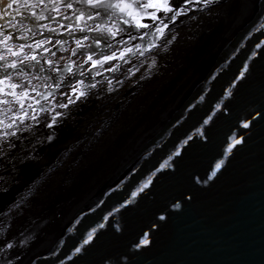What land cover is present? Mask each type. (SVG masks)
<instances>
[{
	"label": "water",
	"instance_id": "water-1",
	"mask_svg": "<svg viewBox=\"0 0 264 264\" xmlns=\"http://www.w3.org/2000/svg\"><path fill=\"white\" fill-rule=\"evenodd\" d=\"M248 2L169 114L67 210L24 264H264V118H255L264 114V0ZM20 22L31 29L23 33L33 51L45 37L74 40L70 21L41 22L55 34L23 16ZM242 65L247 79L237 78ZM65 72L51 75L67 79ZM49 82L42 103L57 89ZM245 120L253 121L247 129ZM165 161L170 170L160 167Z\"/></svg>",
	"mask_w": 264,
	"mask_h": 264
},
{
	"label": "snow or ice",
	"instance_id": "snow-or-ice-1",
	"mask_svg": "<svg viewBox=\"0 0 264 264\" xmlns=\"http://www.w3.org/2000/svg\"><path fill=\"white\" fill-rule=\"evenodd\" d=\"M37 7L40 8L39 14L34 10ZM13 13L29 20L37 31L43 28L49 34H55L56 29L48 27L41 23L42 21H70L71 26L68 27L67 35L75 40V48L69 49L73 62L57 67L53 60L39 56L41 50L47 51V46L43 41H34L35 51H33L32 44L28 43L21 34L23 31H31V29H25L21 24H18ZM26 13L28 14L25 15ZM194 13L202 15L194 16ZM233 13L236 15L233 16ZM245 15L244 0H35L31 4L28 3V0H0V19L8 21V24L0 25V47H2V53H0V103L7 108L10 101L19 103L20 100H26L29 96L26 90L29 87V76H35L39 80L41 77L36 74H43L47 71L52 84L61 90L63 96L62 100L57 101V107L61 111H55L49 115V110L41 105V111L44 112L42 117L45 121L44 126L49 130L46 142L48 145L54 144L59 139L58 130L64 127L69 120H74L73 109L80 108L89 99H103L101 89L105 94L112 95L115 91L128 85L140 87L146 80L154 79L155 76L160 75L161 69H167L168 63L161 64L159 57L162 53L169 57L176 55L173 41L177 39L178 34L173 32V28L178 23H183L184 17L197 21L206 17L211 22L208 29V36L211 37L217 29L222 28L225 17L235 20ZM62 27L65 26L62 25ZM260 30L264 31V28ZM14 39L19 47L9 46V43ZM45 39L49 40V37H45ZM20 40L24 42L19 43ZM61 40H63V44L60 43ZM89 40L90 42L85 43ZM49 42L51 41L49 40ZM56 43L63 47L68 44V40L58 36ZM6 54H8L7 57ZM198 54L196 49H189L181 53L184 57L193 59ZM149 60L150 64L147 63ZM115 61L120 62L118 69L113 67ZM105 65H107V71L113 73L110 81L114 80L115 84L109 86L110 81H108L101 88L97 84V78ZM54 71H66L70 75L67 79H61L51 75ZM247 71H249L248 66L242 65V70L237 74V78L247 79L245 75ZM18 74H25L23 81L17 78ZM125 80L128 81V84H125ZM117 85L119 87H116ZM19 109L24 112L25 117L28 116V112L24 111L23 103H19ZM63 109H67V111L65 112ZM32 117L33 120H40L36 117L35 111H33ZM255 118H264V114L257 113ZM15 119H17V123L20 122L18 117ZM207 122V120L204 121V123ZM252 123V120H245L241 127L247 129ZM110 127L111 125L105 122L93 133L90 141H85L84 138L77 139L72 146L64 151V158L67 159L85 142L99 143L104 138V132ZM200 138L207 139L206 135ZM242 139V137L237 139L236 143H241ZM222 164L223 161L216 164V169H220ZM166 165L167 161L160 167L170 170L166 168ZM212 174L215 175V172ZM207 179H211V177H207ZM152 183L153 181H148L139 191L143 193ZM131 195L135 196L137 193H131ZM187 198L191 199V197ZM176 207L179 208L180 205L177 204ZM160 219L166 218L162 216ZM150 243L148 241L143 246H148ZM8 247L11 248L12 245H8ZM136 247L139 250L142 247L141 243L138 242ZM76 251L79 253L80 249L77 248Z\"/></svg>",
	"mask_w": 264,
	"mask_h": 264
},
{
	"label": "bare ground",
	"instance_id": "bare-ground-1",
	"mask_svg": "<svg viewBox=\"0 0 264 264\" xmlns=\"http://www.w3.org/2000/svg\"><path fill=\"white\" fill-rule=\"evenodd\" d=\"M248 1L250 0L244 1L246 10L251 3ZM235 15L233 13V16ZM237 20L225 17L222 28L217 29L209 37L208 29L211 22L206 17L199 21L184 17L183 23H178L173 32H178L179 28L187 27L188 24L190 28L177 35L180 39H175L176 55L170 58L168 68L162 69L165 71L159 79L156 78L155 83L151 84L152 87L145 94L139 98L137 96L139 89L133 93L135 87L115 91L112 95L105 94L101 89L103 99H89L80 108L73 109L74 120H69L58 130L59 139L54 144H47L49 130L44 126L45 131L40 135L42 141L32 148L26 141L20 151L14 148L15 146L14 151L9 152L6 149L3 151V146L11 144L10 141L19 145L22 142L21 136L35 133V127L40 124V120L39 123L35 122L34 128L29 127L31 131H28L27 127H19L17 121L10 123L6 132L0 128V170L4 168L0 171V232L7 230L4 222L8 216L5 219L1 217L13 210L15 202L23 201L27 190L33 189L37 183V187L40 188L38 198L34 202L38 208L19 225L22 229L18 231L19 226L14 227L16 224L8 226L13 230L8 235L6 244L0 245V264H24L29 260L30 254L39 249L41 242H45L50 233L58 228L59 222L67 217V210L79 203L81 197L90 192L104 174L120 163L123 156L131 153L169 114L168 112L185 93V89L192 85L193 79L198 76L200 67L229 36ZM189 49H196L199 54L194 59L181 55ZM112 75L113 73L108 76ZM109 79L100 78L97 80L98 86L104 87L105 84L100 81L108 82ZM112 85L114 84H109ZM44 89L46 88L41 89L42 93ZM51 94L54 103L50 102V105L53 106L48 107V103L44 105L49 110V115L58 109L56 101L63 99L61 90L56 89ZM63 111L66 112L67 109ZM6 113L1 115V120L10 115L9 113L5 115ZM42 114L44 116V112L39 108L38 115ZM111 119L114 121H111L109 130L105 131L103 140L96 145L85 142L67 159L64 158V151L77 139L84 138L85 141H90L93 133ZM21 126L23 127L22 124ZM18 133L19 138L16 137ZM4 136L8 137L6 141ZM25 158L26 160L22 162ZM55 168L57 173L49 181V172ZM48 185L50 190H46ZM8 245L12 247L9 248Z\"/></svg>",
	"mask_w": 264,
	"mask_h": 264
},
{
	"label": "rangeland",
	"instance_id": "rangeland-1",
	"mask_svg": "<svg viewBox=\"0 0 264 264\" xmlns=\"http://www.w3.org/2000/svg\"><path fill=\"white\" fill-rule=\"evenodd\" d=\"M189 25V24H188ZM188 25H186L187 27H181V28H179V30H178V32L176 31V33H178V35H180L182 32L184 33V31H186L187 29H189L190 28V25L188 26ZM177 29V28H176ZM182 33V34H183ZM177 39H180V38H177ZM49 40L51 41V38H49ZM48 40V41H49ZM44 41V40H43ZM45 41H47L46 39H45ZM88 42H90V40L89 41H86L85 43H88ZM176 42V40H174L173 41V43H175ZM69 43L71 44V48H75V41L74 40H69ZM57 43H56V39H53V41H52V46H55ZM52 46H48L47 47V49H50V48H52ZM70 47H68L67 49H69ZM70 48V49H71ZM45 52H47V51H45ZM58 52H61L60 50H58V49H56L52 54H58ZM46 54V53H45ZM65 55H59V56H54V55H51V54H46V58L48 59V58H50V59H52L55 63H56V65H57V67H60L61 65H65V64H69V63H72L73 61H72V57L71 56H69V55H66V53H64ZM8 55V54H7ZM40 56H42V55H40ZM57 58H60L59 60L57 59ZM170 58L171 57H169V56H167V55H165V54H161V56L159 57V60H160V63L161 64H163V63H165V62H169L170 61ZM71 59V60H70ZM77 59H79L78 57H77ZM119 61H115V62H113V67L114 68H117L118 66H119ZM147 63H151V61L149 60V61H147ZM134 71H135V69H134ZM160 71H162V69L160 70ZM165 70H163L162 72H160L161 74L164 72ZM167 72V71H166ZM165 72V73H166ZM52 73H55V74H58L59 72H52ZM61 73V72H60ZM95 73V72H94ZM100 73H103V75H101V79H108V78H110L111 76H108V75H110L111 73L110 72H108L107 71V65H105L104 66V68L101 70V72ZM41 73H37L36 75L37 76H40L41 77V80H37L36 79V77L35 76H31V78L29 79L30 81H34V84H32V85H29V87H30V89H31V91H30V94H29V97L27 98V100L26 101H28L30 104H29V111H27L28 112V117H25L24 118V112H21L20 111V115H19V118H20V122L17 124V125H19V127H21V128H24V127H27V130L28 131H31V130H29V127H35L36 126V124H35V122H37V123H39L38 121H36V120H33V117H32V113H33V111H35V113H36V117L38 118V119H40V124H39V127H35V133H33L32 135H31V133H26V134H24L23 136H21L20 137V134L18 133V135H16V137L17 138H21V143L19 144V145H16L15 143L16 142H12V141H10L11 142V144H8L7 146H3V151L6 149V150H8L9 152L10 151H14V148H16V149H18L19 151L23 148V146L22 145H25V143H26V141H28L27 142V144H28V146L30 145L31 147L30 148H32L33 146H35V144H37V143H39V142H41L42 141V137L40 136L41 134H43V132L45 131V129H44V120L42 119V117H43V114L42 115H38V111H39V108H38V106L39 105H45V103H48V107H51V106H53V105H50V102H53L54 103V101H52V98H53V94H51V95H49L45 100H44V102L42 103L41 102V95L43 94L42 93V91H41V89H43V88H45V87H50V82L48 81L51 77H49V75L47 74L46 75V73H44L43 72V74H41ZM160 74V75H161ZM64 75L65 76H69L70 74L68 73V72H65L64 73ZM95 75V74H94ZM160 75H158V76H155V78L154 79H150V80H146L139 88L138 87H135V88H133V86L132 85H128L127 87H124V88H122V89H120L119 91H124L125 89H132L133 88V93L135 94V91L137 90V89H139V91H137V96L140 98L143 94H145L146 93V91H148L149 89H150V87H152L151 86V84L153 83H155V80H157V79H159L160 77ZM43 76H44V78H43ZM157 78V79H156ZM129 79H131V77H129ZM110 80V79H109ZM152 80V81H151ZM101 82H103L104 84L106 83L105 82V80H102V81H100V83ZM110 83L112 84H115V81L114 80H111L110 81ZM125 84H128V81L127 80H125ZM116 87H119L118 85L116 86ZM21 95H23L22 93H21ZM117 95H118V92H117ZM116 96V95H115ZM17 99H19V98H17ZM114 100H116V98L114 97ZM113 100V101H114ZM58 101V100H57ZM56 101V102H57ZM10 102H12V101H10ZM9 102V104H11ZM24 102V100H20L19 101V103H23ZM19 103H17L16 101H13V103H12V105L13 106H19ZM24 104V107H27V105L25 104V103H23ZM55 106V105H54ZM17 108V107H16ZM16 108H14L12 111H16ZM57 108V107H56ZM129 108V107H128ZM5 110V109H4ZM7 111V110H6ZM18 111V110H17ZM25 111V110H24ZM55 111H61L59 108L56 110H54V112ZM123 112V111H122ZM125 112V111H124ZM111 118H114V117H111ZM14 121H16L17 119H13ZM111 121H112V119L109 121V124L111 123ZM114 121V120H113ZM112 121V122H113ZM21 124L23 125V127L21 126ZM104 125V124H103ZM101 127H102V125H101ZM107 130H109V128L107 129ZM107 130H106V132H107ZM105 133V132H104ZM19 136V137H18ZM4 138H5V141H6V139L8 138L7 136H4ZM15 138V137H14ZM96 145V144H95ZM15 146V147H14ZM14 147V148H13ZM2 151V152H3ZM26 160V158L24 159V160H22V161H25ZM4 168H2L0 171H2ZM57 173V168H55V169H53V170H51L50 172H49V181L51 180V178H53V176L55 175ZM37 185H38V183H37ZM37 185H34L35 187H33V189L31 188V189H29V190H27V195H26V197L24 196V199H23V201H17V202H15L13 205L14 206H12L13 207V210L12 211H10V212H7L6 213V215L4 216V217H1V219L2 218H4L5 219V217H7L8 216V218L6 219V223H5V227H6V231H1L0 233H1V238H0V245L2 246L3 244H6L5 242H6V240L8 239V235H10L11 234V231L13 230V228H9L8 226L9 225H15L14 227H18L20 224H22L23 223V221H24V219L28 216V215H31L32 213H34L35 212V209H37L38 207L36 206V204H34V202L37 200V198H38V191L40 190V188H38L37 187ZM36 187H37V189H36ZM50 190V185H48V188H46V190ZM19 222V223H18ZM22 226V225H21ZM24 227V226H23ZM22 228H20V226H19V229H18V231L19 230H21ZM5 232V233H4ZM4 233V234H3ZM3 235H5V237H3ZM14 237V236H13ZM8 242V241H7Z\"/></svg>",
	"mask_w": 264,
	"mask_h": 264
},
{
	"label": "flooded vegetation",
	"instance_id": "flooded-vegetation-1",
	"mask_svg": "<svg viewBox=\"0 0 264 264\" xmlns=\"http://www.w3.org/2000/svg\"><path fill=\"white\" fill-rule=\"evenodd\" d=\"M30 1H32V0H28V3L29 4H31V2ZM21 9L23 10V8H22V5H21ZM25 11H27V10H25ZM27 14V13H26ZM13 16L15 17V20H16V22L18 23V24H21L22 26H25V24L24 23H19V16L16 14V13H13ZM6 24H8V21L7 20H5V19H0V25H6ZM66 28V27H65ZM23 36H25L26 34L25 33H21ZM37 34H39V33H37ZM44 40V41H43ZM41 41H43L44 42V44L48 47V46H52V41H53V39L51 40V42H49L48 40L47 41H45V39H42ZM75 41V40H74ZM35 44V43H34ZM57 45V44H56ZM9 46H11V47H19V45L18 44H16V43H14V42H10L9 43ZM32 47L34 48V46L32 45ZM68 47H70L71 48V44L69 43V40H68V44H66V45H63V47L62 48H57V49H59L61 52H58V54L61 56V55H65L64 53H66V55H69L70 56V52H69V49H67ZM0 49H2V47H0ZM56 50V49H55ZM54 52V51H53ZM52 52V53H53ZM0 53H2V51H0ZM51 53V55H54V56H59L58 54H52ZM40 56V55H39ZM39 56H38V59H39ZM42 56H45L46 57V55H43L42 54ZM6 57H7V54H6ZM48 59H50V58H48ZM52 60V59H51ZM59 60V59H58ZM71 60V59H70ZM24 75L25 74H18L17 75V78L18 79H20L21 81H23V79H24ZM31 78V76H29V79ZM44 78V77H43ZM28 79V84L29 85H32V84H34V81H30ZM32 79V78H31ZM39 80H41V79H39ZM27 91H28V93L30 94V91H31V89H30V87H28V89H26ZM29 97V96H28ZM27 100V99H26ZM26 100H24V102L23 103H25L26 105H27V107H24V110L25 111H29L30 109H29V102L28 101H26ZM11 104H9L8 105V107L6 108L2 103H0V128H1V131H5L6 132V130H7V128L10 126V123H13V122H16V121H14L13 119H15V117H18L19 118V113H20V111H21V109H19V106H13L12 105V103H13V101L12 102H10ZM17 107V108H16ZM14 108H16V111H12ZM5 109V110H4ZM7 110V111H6ZM18 110V111H17ZM5 112H7V113H9L10 115L4 120H1V115H3V113H5ZM21 112H23V111H21ZM42 112V111H41ZM28 117V116H27ZM24 118H25V116H24ZM7 120V121H6ZM9 120V121H8ZM19 120H20V118H19ZM11 121V122H10ZM5 127V128H4ZM4 223H6V221L4 222ZM3 237H5V235H3Z\"/></svg>",
	"mask_w": 264,
	"mask_h": 264
}]
</instances>
